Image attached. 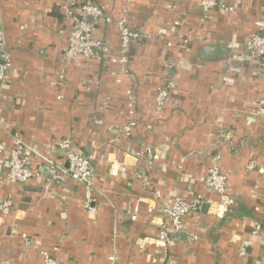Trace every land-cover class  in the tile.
<instances>
[{
  "label": "crops",
  "instance_id": "0c3cea01",
  "mask_svg": "<svg viewBox=\"0 0 264 264\" xmlns=\"http://www.w3.org/2000/svg\"><path fill=\"white\" fill-rule=\"evenodd\" d=\"M66 1L0 0L10 62L0 143L21 141L33 172L25 184L0 173V206L10 202L0 211V261L42 264L45 253L57 264H264V174L246 170L250 160L264 167V118L255 114L264 59L244 56L245 41L264 35V0H218L233 10L205 22L199 0H88L103 10L94 37L111 54L74 61L63 60ZM121 20L144 36L131 42L124 66L109 61ZM167 79L174 92L155 114ZM64 140L91 159V210L85 188L46 163L66 169ZM218 155L234 200L221 219L209 206L218 195L204 183ZM197 196L201 208L162 247L163 204Z\"/></svg>",
  "mask_w": 264,
  "mask_h": 264
},
{
  "label": "built area",
  "instance_id": "2783aa9c",
  "mask_svg": "<svg viewBox=\"0 0 264 264\" xmlns=\"http://www.w3.org/2000/svg\"><path fill=\"white\" fill-rule=\"evenodd\" d=\"M200 10L202 13L203 22L207 21L215 10H220L224 13L231 12L233 8L221 5L218 0H199ZM65 18L69 21V34L67 39V48L63 53V60L74 61L79 58L92 59L99 56L105 58L111 54V48L101 40L94 37L96 27L99 21L103 19L104 14L102 8L98 5L81 0L74 2L67 0L61 5ZM106 23H110L109 18H105ZM120 30V40L118 45V54L114 58H110L111 63L125 65L128 59V49L131 42L139 41L142 34L132 31L125 26V21L117 22ZM244 56L253 63H258L264 59V35L255 33L251 35L244 43ZM10 62L9 55L6 50L3 32L0 30V83H4L8 77ZM175 85L173 81L166 80L159 86L154 95L155 114L163 111L170 95L174 92ZM255 114L264 118V92L259 99ZM134 126L129 123L125 127V131L129 132ZM23 144L19 140H15L11 147H7L0 143V173L4 174L6 180L25 184L33 177V172L27 158L22 153ZM60 149L63 153V160L67 164L66 169L58 167L53 161H46L49 170L53 174L59 172L65 173L70 179L82 185L86 190V208L91 210V192H92V177L93 171L91 167V159L73 151L69 140H64L60 143ZM213 165L207 169L204 183L208 190L218 195V200L212 202L209 206L212 214L217 218H223L227 210L233 205L234 200L227 193V177L216 166V162L220 156H214ZM246 170L249 172L256 171L259 174H264V167L258 166L254 160H250L246 165ZM201 198L197 196L191 201L184 200L180 197H175L171 202L163 204L162 213L166 218V222L161 228L158 237V243L165 248L171 246L183 232V220L191 213L198 211L201 208ZM10 210V202H3L0 206V211L7 214ZM262 231V226L256 224L252 230V235H259ZM192 239H196L192 237ZM250 243L241 242L238 252L243 256L246 254V247ZM0 264H10L8 260L0 261ZM42 264H57L49 255L42 254ZM160 264H167L162 262Z\"/></svg>",
  "mask_w": 264,
  "mask_h": 264
},
{
  "label": "trees",
  "instance_id": "16d2710c",
  "mask_svg": "<svg viewBox=\"0 0 264 264\" xmlns=\"http://www.w3.org/2000/svg\"><path fill=\"white\" fill-rule=\"evenodd\" d=\"M81 0H79V2H80ZM61 12V15H62V17H64L65 18V16H64V14H63V12L62 11H60ZM66 19V18H65Z\"/></svg>",
  "mask_w": 264,
  "mask_h": 264
}]
</instances>
